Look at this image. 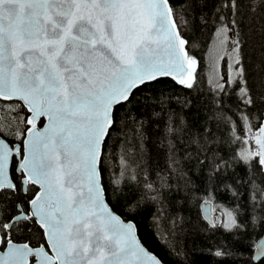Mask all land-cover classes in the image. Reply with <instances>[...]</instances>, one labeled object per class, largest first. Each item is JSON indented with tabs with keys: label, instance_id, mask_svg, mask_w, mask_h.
I'll return each mask as SVG.
<instances>
[{
	"label": "snow or ice",
	"instance_id": "snow-or-ice-1",
	"mask_svg": "<svg viewBox=\"0 0 264 264\" xmlns=\"http://www.w3.org/2000/svg\"><path fill=\"white\" fill-rule=\"evenodd\" d=\"M212 17L231 34L236 77L216 86L210 118L176 121L165 81L194 88L188 30ZM248 17L264 34V0H0V264H164L137 222L163 185L118 146L139 117L165 112L209 254L243 255L232 249L264 229V59L256 90L237 31ZM248 251L244 264H264V237Z\"/></svg>",
	"mask_w": 264,
	"mask_h": 264
},
{
	"label": "trees",
	"instance_id": "trees-1",
	"mask_svg": "<svg viewBox=\"0 0 264 264\" xmlns=\"http://www.w3.org/2000/svg\"><path fill=\"white\" fill-rule=\"evenodd\" d=\"M211 8L210 2L203 12L207 15ZM261 23L259 19L253 21L248 17L243 20V26L237 28L241 43L243 42L245 78L256 90L260 88V81L256 77L260 74L261 62L264 59V34L261 33ZM217 27L215 17L203 24L197 21L194 29L189 27L188 35L192 38L190 52L200 62L194 88L187 89L171 80L165 81L170 87L168 93L172 97L170 110L176 121L192 120L194 116L203 121L205 117L210 118L214 111L212 99L216 95L215 88L218 84L211 80L209 74L208 51ZM239 87V84H233L226 89L223 96L225 105L234 106L237 103L236 93ZM186 100L191 101L190 108L181 107ZM138 108L143 111L142 106ZM168 115L169 113L165 112L160 117L149 118L145 113L125 130L126 143L118 146L127 149L134 169L137 171L142 169L141 174L146 173L158 187L163 185L159 200H149L147 209L137 217L140 238L165 264H218L220 261L223 264H244L249 256V247L258 241L263 229L259 225H253L244 234L242 243L232 249L235 251V248H239L243 255L214 257L209 254L208 244L211 243L212 237L204 232L207 222L202 220L203 211L172 167L171 145L175 142L167 130ZM140 121H143L142 126ZM108 151L111 153L113 149L109 148ZM182 151L183 149L178 146V157ZM223 199L225 197L222 195L221 200ZM218 235L222 236L223 233Z\"/></svg>",
	"mask_w": 264,
	"mask_h": 264
},
{
	"label": "rangeland",
	"instance_id": "rangeland-1",
	"mask_svg": "<svg viewBox=\"0 0 264 264\" xmlns=\"http://www.w3.org/2000/svg\"><path fill=\"white\" fill-rule=\"evenodd\" d=\"M215 34L216 35L208 51V64L210 68L209 74H211L212 78L211 80L215 84H220L227 81L230 77L233 80L235 79L236 73L233 70V65L235 64V60L237 57L234 52L230 51L231 45L228 42V36L231 34H217V32H215ZM233 39H235V37H233ZM241 55H243L242 52ZM222 77L223 79H221ZM256 78H258L261 83V72Z\"/></svg>",
	"mask_w": 264,
	"mask_h": 264
},
{
	"label": "water",
	"instance_id": "water-1",
	"mask_svg": "<svg viewBox=\"0 0 264 264\" xmlns=\"http://www.w3.org/2000/svg\"><path fill=\"white\" fill-rule=\"evenodd\" d=\"M197 60H198V58H197ZM199 61V60H198ZM199 65H200V62H199V64H198V67H197V69L196 70H198V68H199ZM41 127L43 126L42 124L40 125ZM204 214V213H203ZM138 235H139V233H138ZM139 237H140V235H139ZM261 237H264V229H263V233H262V235L260 236V238ZM260 238L258 239V241L260 240ZM142 240V239H141ZM257 241V242H258ZM143 242V241H142ZM144 243V242H143ZM146 246V245H145ZM147 247V246H146ZM148 248V247H147ZM149 249V248H148ZM150 250V249H149ZM153 254H155V255H157L155 252H153L152 250H150ZM158 256V255H157ZM159 257V256H158ZM160 258V257H159ZM165 264V263H164Z\"/></svg>",
	"mask_w": 264,
	"mask_h": 264
}]
</instances>
